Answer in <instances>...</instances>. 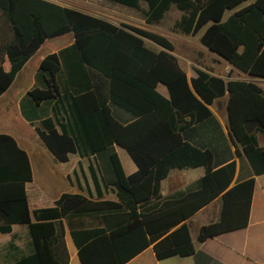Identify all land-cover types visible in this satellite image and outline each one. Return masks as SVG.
Returning a JSON list of instances; mask_svg holds the SVG:
<instances>
[{
  "label": "trees",
  "instance_id": "1",
  "mask_svg": "<svg viewBox=\"0 0 264 264\" xmlns=\"http://www.w3.org/2000/svg\"><path fill=\"white\" fill-rule=\"evenodd\" d=\"M110 1L141 10L149 24L175 3L183 11L175 27L189 34L205 27L199 37L203 46L232 68L264 77V0L224 21V11L242 0ZM0 18V95L46 39L72 34L73 43L39 62L37 84L21 99V112L30 123L39 121L34 129L59 161H68L69 153L92 157L87 170L95 193H63L54 205L33 211L26 198L0 199V232L26 224L34 248L10 264H68L62 219L69 215L103 213V226L71 230L81 264H124L150 244L158 259L192 254L185 220L218 195L219 220L202 227L199 239L247 225L255 176L264 173V144L258 141V134L264 135V89L259 84L225 80L198 68L188 80L165 36L52 1L0 0ZM143 38L164 49L152 50ZM5 57L9 70L2 66ZM158 82L167 87L168 97L156 90ZM224 96L236 153H243L253 172L234 184V160L213 169L212 152L182 135L211 117L207 105ZM110 105L133 120L122 124ZM115 145L127 151L137 166L134 173L125 174ZM200 166L206 172L194 187L161 195L160 182L171 169ZM79 168L84 177L80 163ZM31 180L27 152L12 135L0 133V184ZM108 187L115 199H103Z\"/></svg>",
  "mask_w": 264,
  "mask_h": 264
},
{
  "label": "crops",
  "instance_id": "2",
  "mask_svg": "<svg viewBox=\"0 0 264 264\" xmlns=\"http://www.w3.org/2000/svg\"><path fill=\"white\" fill-rule=\"evenodd\" d=\"M48 1H52L64 7L82 10L84 12L98 16L97 14L88 11L89 9H92L93 6H95V2H97V0ZM205 1L207 0H200V2ZM254 1L255 0H242L233 8L226 9L223 13L222 21L226 20L227 17L234 11L248 6L254 3ZM108 6L113 9L116 8L112 5ZM140 7H142V9L147 8L146 2L140 1ZM182 14L183 11H181L175 3H172L169 6L168 10L164 13L163 18L158 22L150 24L146 23L144 15H142V18H139L137 16L130 18L133 20L128 24L144 28L168 38L174 45V50L171 53L176 57L179 66L185 72L188 80L196 75L194 69L198 68L207 71L211 75L221 77L225 80H251L259 84L264 89V77L250 76L239 71L236 68H232L228 63L226 72L229 73L228 76H224L218 72H215L208 65L209 62L206 60L196 62L195 60L187 58L188 56H186L185 54L177 53L175 44L176 41H180L183 47H189L193 45L192 38H195V40H197L199 43L197 45L199 54L204 52L211 53L217 56L219 59L224 60L221 56L209 50L200 43L199 37L204 31L205 27L201 28L195 34L183 33L181 30L175 27L176 21L181 18ZM104 19L116 25H119V23L113 19ZM2 23L3 20L0 18V41L2 37ZM210 23L211 21L207 24ZM65 36H67V40H61L58 45H55V43L50 44L46 42L49 39H61V37ZM49 39H46L42 43V45L31 55L32 57L39 50L41 51L32 69V76L31 80L29 79V83L25 85L20 91H13L11 94L9 93L15 85L14 81H17V79H19L20 73H22V71L24 70L23 68H25L24 66H26L25 63L20 71L16 74L9 87L0 95V111L3 114L15 115L21 123L29 125L30 130L32 129L35 133L36 131L34 129V125H38L39 121L35 120L33 123H30L23 116L21 112V99L29 89L37 84L39 62L42 60V58L48 53L57 52L58 50L70 45L74 41L71 33ZM143 39L146 46L156 52L164 49L150 39ZM2 66L4 70H9L10 68V63L6 57L4 58ZM230 71L237 74L246 75L247 77H231ZM20 79H22V77ZM155 88L160 94L168 97L167 87L163 83L158 82ZM207 106L211 110L212 116L194 123L189 128L185 129L182 132L183 138L201 149L207 148L212 152L213 169L234 160L236 163V170L231 184L250 177L253 174L252 169L249 166V163L243 153L237 155L235 145L232 140L233 138L228 128L226 96L216 98L212 104ZM110 109L113 117L122 124H126L133 120V117L130 115V113L115 105H110ZM222 110L224 111V113ZM49 114H51L50 111ZM29 128H26V131L7 129L11 131L0 132L10 134L15 138L18 145L27 152L32 169L31 181L0 184V199L26 198L30 210L33 211L34 209L39 207L54 205L55 200L63 193L82 194L88 197V192L90 190L95 197L92 180L87 170L89 159H92V157H81L77 153H69L68 161L73 154L76 159L75 165L73 164L70 167H67L66 164H52V166L44 168V171L43 164H37L40 165L42 171L39 170L38 178L36 177V172L34 169L35 167L34 164H32L29 153L30 146L27 141V138L32 133V131L28 130ZM0 130H3L1 126ZM258 141L260 145L264 144L263 134H258ZM120 149L125 150L119 145H115V150L118 154L119 159ZM52 156L57 161H59L53 154ZM125 162L127 164V167H123V169L126 175H130L137 170V166L135 165L129 154L125 158ZM79 163L81 164L84 171V177L81 174ZM205 172L206 170L202 166L182 169L173 168L169 171L168 175L161 180L160 193L165 197L171 194L186 191V189L194 187L196 185V182L205 174ZM103 191V199H115L114 193L112 192V189L110 187H108L107 190L103 189ZM109 194H113V196H109ZM221 202V197L220 195H218L213 200L199 208L195 213H193L185 220L189 228L191 241L194 247V252L192 254L187 256L173 255L163 259H158L156 257L152 244H150L148 247H146L144 250L139 252L124 264H264V173L255 176V185L253 188L251 207L249 211V220L247 225L222 233H213L207 236L205 239L200 240L199 233L201 228L204 226L216 224L218 222ZM102 214L103 213H84L81 215H69L62 219L63 237L68 264H81L77 253V247L71 236V230L103 226L104 221L101 219ZM0 240V264H10L19 259L21 256L31 254L34 249L26 224H12L11 231L6 233L0 232Z\"/></svg>",
  "mask_w": 264,
  "mask_h": 264
},
{
  "label": "rangeland",
  "instance_id": "3",
  "mask_svg": "<svg viewBox=\"0 0 264 264\" xmlns=\"http://www.w3.org/2000/svg\"><path fill=\"white\" fill-rule=\"evenodd\" d=\"M112 5L116 8H111L108 5ZM118 8V9H117ZM142 8V7H141ZM88 11H91L95 14H97L100 17L103 18H109V19H113L116 22L120 23H129L131 22L133 19H130L132 17H139L142 18V11L141 10H136L134 8L122 5L120 3H116L110 0H97V2H95V6H93L92 9H89ZM49 39L46 42L50 43V44H54L58 45L61 40L62 41H66L67 40V36L65 37H61V39ZM192 42L193 45L189 46V47H183L182 44L180 43V41H176V52L177 53H182L185 54L186 56H188L187 58L195 60L196 62L198 61H202V60H206L208 61V65L215 71L218 72L224 76H228V73L226 72V68H228V64L226 61L219 59L217 56L211 54V53H201L199 54V49L197 48V45L199 44L197 40H195V38H192ZM40 50L35 53L27 62H26V66H24L25 68H23L24 70L22 71V73H20L19 75V79H17V81L15 80L14 83V87L13 89L9 92L10 94L14 91H20L21 89H23V87L25 85H27L29 83V79L31 80V76H32V69L35 65V61L37 60L39 54H40ZM231 77H247L246 75H242V74H237L234 72H231ZM30 76V78H29ZM22 77V79H20ZM25 77V78H24ZM24 78V79H23ZM1 102V101H0ZM219 105V104H218ZM223 107V104H222ZM1 110V107H0ZM223 111V110H222ZM224 113V111H223ZM19 116V115H18ZM0 126L3 128V130H0V132H9L11 130H7V129H17V130H23L26 131V128H29V125H25L24 123H21L19 121V119L12 114H3L0 111ZM30 130V128L28 129ZM30 131H32L31 135L27 138V141L29 143V149H30V157H31V161L32 164H34V169L36 172V177L38 178L39 175V170L42 171L40 165L37 164H43V171L44 168L50 167L52 166V164H66L67 167H70L71 165H75L76 163V159L75 156L72 154L71 158L69 159L68 162L66 163H61L59 161H57L52 154L48 151V149L46 148V146L43 144V142L39 139V137L36 135V133L31 129ZM29 131V132H30ZM119 155H120V159L122 161L123 167L126 168L127 164L125 162V158L128 156V154L126 153L125 150L120 149L119 150ZM86 164V163H85ZM109 196H113V194H109ZM1 241V240H0ZM3 242V241H2Z\"/></svg>",
  "mask_w": 264,
  "mask_h": 264
}]
</instances>
